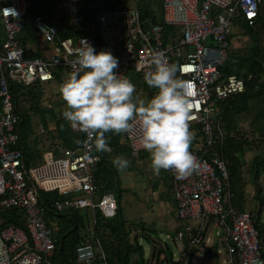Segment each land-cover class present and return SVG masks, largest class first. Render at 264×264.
I'll list each match as a JSON object with an SVG mask.
<instances>
[{
  "label": "built area",
  "instance_id": "2783aa9c",
  "mask_svg": "<svg viewBox=\"0 0 264 264\" xmlns=\"http://www.w3.org/2000/svg\"><path fill=\"white\" fill-rule=\"evenodd\" d=\"M88 0H56L51 8L58 18L47 22L37 15L34 25L40 40L42 57L29 58L22 41L30 0H0V19L6 40L0 47V213L18 209L25 214L27 231L15 225L0 231V264H53L59 240L45 220L47 208L41 206L42 193H55L57 213L67 210L99 211L104 219L118 213L115 194L98 192L95 167L100 158L82 144L64 148L63 157L55 159L47 153L40 165L27 168L18 148L19 116L12 93V84L23 88L45 86L56 82L61 70L71 73L74 49L87 40L97 53L110 51L119 59L117 74L131 81L132 73L144 77L152 67L151 60L163 53L170 64L180 69L182 79L194 84V104L190 125L196 123L206 136L207 146L197 157L199 168L191 176L177 179L169 171L176 218L185 225L176 234L181 256L174 264H186L187 247L205 242L206 226L217 220L225 230L228 264H264V245L256 227V214L238 213L231 205L229 173L226 163L208 156L209 147L219 138V105L222 101L242 95L246 81L238 76L224 77L220 68L228 60L229 39L233 24L242 18L249 27L264 19V0H159L158 23L146 26L137 9L108 10L92 20L82 14ZM5 9H14L6 14ZM57 19V20H56ZM166 27L177 30L169 45ZM61 30L71 31L67 37ZM176 36L180 37L177 44ZM192 48V51L189 49ZM252 77H249V80ZM78 131V130H77ZM80 141L87 139L79 132ZM139 128L127 133L133 158L145 152L139 143ZM173 241V239H170ZM73 264H109L99 240L80 246Z\"/></svg>",
  "mask_w": 264,
  "mask_h": 264
},
{
  "label": "trees",
  "instance_id": "16d2710c",
  "mask_svg": "<svg viewBox=\"0 0 264 264\" xmlns=\"http://www.w3.org/2000/svg\"><path fill=\"white\" fill-rule=\"evenodd\" d=\"M30 1L32 7L33 4L35 5L37 15H42L47 22L54 20V18H58V21L65 22L64 17H55L53 15L54 12L51 8L55 5L56 0ZM104 1L110 4L119 2V0H88L85 4V8L81 11L82 14L87 20L94 19L96 17V10L98 7L104 5ZM139 7L140 8L137 10L141 13L143 22L146 26L150 23H158V18L156 16L157 13L155 14V12L150 9L148 5L145 4L144 6ZM28 20L29 19H27L25 31L21 36L26 49V55L29 58L42 57L40 47L36 49L33 45L31 47L27 46L28 43H34L38 40L35 25L33 27L29 26ZM239 23L244 27H247L248 33L254 36L252 37L250 35L252 39H250L251 46L249 48V53L240 54V52L234 49L231 44L230 37L228 60L220 68V72L224 77L238 76L245 79L246 91L242 95L220 103L219 110L221 115L219 118L221 119L220 127L224 133V143L221 144L222 139L219 138L217 143L212 145L213 147H209L208 156L209 158L218 157L226 163L229 173V190L232 194L231 205L236 212L245 213L248 211L244 209L246 186L243 171L245 166L244 158L247 153L252 151H260L261 154L253 162V167H255L253 169V174L258 187L257 200L260 202L261 206H264V198L262 196L263 188L259 185V179L264 177V172L261 174V170L264 169V126L261 122V119L263 118L261 111H258V113L260 112V117L257 116L255 120H253V123L251 125L249 124L251 131H245L242 124L243 120L247 121L246 118H248V114L251 111L252 102L256 100L260 103L264 102V63L259 56V50L261 47L258 43V38L260 36L259 32L260 30H264V19H260L255 27H249L241 19ZM30 29L34 31V34L30 35L28 33ZM165 29L166 33L164 40L167 42V39L171 36V34L174 35L175 32L169 27H166ZM71 34V31L61 30L62 37H67ZM250 76L252 78L249 80ZM133 77L134 74L132 73L131 82ZM139 77L142 78L141 76ZM43 87L36 86L26 88V92H22L20 86H12L16 112L20 120L17 131L22 136V141L18 148L23 153L27 168L29 159L27 158L26 141L23 133L21 132V126H23L27 120H31L29 116L30 111H40L37 105L40 103V100H42L41 97L45 98L48 95V89ZM153 91H155V89ZM22 105L29 107L26 109L22 107ZM71 130L72 129L67 121H64L63 119L59 121L58 137L65 142L64 144L67 148L76 147L78 145L72 146V143L69 142L68 136L72 134ZM80 139L81 138H79L78 141H80ZM42 143H44V141ZM204 145L207 146L206 140L204 141ZM190 150L194 151L191 147ZM195 152L199 151L196 150ZM96 155L101 157V162L99 165L97 164V170L95 169L96 184L98 187L100 184H105L104 186L107 189L112 188L110 191H113L115 188V176L113 177L109 173V168H112L109 157L105 152L96 153ZM115 191L113 192L115 193ZM103 193H105V191H102L101 195ZM123 194L124 193L120 192V197L118 199L119 210L114 219H104L101 213L97 211L94 222L90 209L84 210L87 213H82L83 210H67L64 213L55 212L52 205L54 204V201L61 200V198L55 193H42L40 204L41 206H45L47 208V213L44 218L46 223L53 228L54 234L59 240L58 251L52 259L53 264H73L76 259L77 248L88 243L95 242L96 240L101 242L109 264H149L151 258H146V251L143 245L140 244L139 238L135 237L133 242L129 239L130 230L127 229V222L123 217L121 203ZM249 213L256 214V227L260 232L262 244L264 245V230L261 227L259 213ZM12 225L27 231V220L25 214L18 209L0 213V231ZM56 226L58 227V231L55 232ZM57 232L59 233L58 235L56 234ZM146 240L152 244L153 258L151 264H153L154 259L156 264H174L173 260L175 255L171 253L168 245H163L162 249L159 250L160 253L156 256L155 250L157 251L156 243L158 244V242L155 241L154 243L150 241V239ZM162 255H164L163 260L161 258Z\"/></svg>",
  "mask_w": 264,
  "mask_h": 264
},
{
  "label": "clouds",
  "instance_id": "9594fccd",
  "mask_svg": "<svg viewBox=\"0 0 264 264\" xmlns=\"http://www.w3.org/2000/svg\"><path fill=\"white\" fill-rule=\"evenodd\" d=\"M4 11L15 15L14 9ZM74 55L73 70L58 85V93L65 105L63 118L72 129L86 134L87 139L78 144L89 152H109L106 133L119 135L138 126L139 143L150 154L155 175L165 170L183 179L198 170L197 157L189 150L194 138L189 129L195 86L177 75L176 64H170L163 53L152 58L143 79L156 93L145 101L134 99L136 87L117 74L119 59L110 51L97 53L87 40H81ZM112 163L118 171L130 164L123 156Z\"/></svg>",
  "mask_w": 264,
  "mask_h": 264
},
{
  "label": "crops",
  "instance_id": "0c3cea01",
  "mask_svg": "<svg viewBox=\"0 0 264 264\" xmlns=\"http://www.w3.org/2000/svg\"><path fill=\"white\" fill-rule=\"evenodd\" d=\"M240 19L243 20L242 18H239L236 20V23L240 24L239 23ZM1 24H2V22H1ZM236 36H237L236 33H233V30H232V35H231L230 40H231V44H232L233 48L237 50L240 48V46L238 45L240 43L239 40L242 43V38L244 36L238 35V37L235 38ZM4 40H5V34H4V30H3V35H2V38L0 39V46L4 43ZM32 45L36 49H38V47H40L39 37H38V40L36 42L27 44L28 47H31ZM59 75H60V72H59ZM140 80H142V78H140V77L134 78L133 77L132 83L135 85L136 89L138 90V95L142 98L141 100L148 101L152 98V96L155 95L156 90L153 91L154 89L150 88L145 83L144 79H143L144 84H140L141 83ZM53 83H55V82H53ZM53 83H51V84L53 85ZM12 86H18V85L12 84ZM20 88H21L22 92H26L25 91L26 88H23V87H20ZM45 89H46V87H45ZM47 93L49 94L48 91H47ZM140 93H141V95H140ZM55 97L58 98L59 95H53V96L47 95L45 98L41 97L42 100H40V103L37 105L38 109L41 111L52 112V113H54L56 111V109H59L60 112L63 113V111L65 110L64 102L62 100L59 101L58 99L56 101ZM61 119L66 121L63 118V115L61 116ZM243 121H246V120H243ZM49 125H47L46 127L41 126L42 134H38L35 136V140L37 141V143L41 145L43 141L49 143L50 142L49 140H51V141L60 140L64 144L65 142L63 140H61L57 136V134H55V129ZM71 131H72V134L68 136L69 142L72 143V146H75L78 144L77 141L79 140L80 135H79L77 130L72 129ZM105 135L109 141L108 147L111 149V151L105 152V153L109 157V161L112 164V168L111 169L109 167L108 168H109V173L113 177L115 176L114 177L115 178V180H114L115 188L114 189L117 192L119 191V192H122L124 194L125 193H129L130 195L132 194V196L134 195L135 198H137V200H138V202H136L137 208H135L136 214H140V213L144 214L146 208L151 210V208L147 205L148 201H149V203H151L153 201L152 204H149L152 207H156L157 209H160V208L163 209L162 216H159L160 219L156 222H155V218H157V217H148V219L146 221L145 220H143V221L142 220L141 221L140 220L130 221L127 218H131V216H127V218L124 216L125 219L128 220L126 222H127V229L130 230L129 231L130 241L133 242L134 238L138 237L140 244H142L143 241H146V239H150V241H152L154 243H155V241L158 242V244L160 246L156 243L157 251L155 250V254L157 256V254L160 253L159 250L162 249L163 245H167L164 240H159L160 236L163 234V235H165V237L168 240L173 239V242L175 243V245H177L178 243L174 239H175L178 231L181 230L179 228H176L175 226L172 227L173 220L176 219V214H174V216H173L172 215V209L169 207V202L170 201L173 202V200H174L173 199V187H172V182H171L169 171L161 170L159 175H155L153 173V170L150 168V154L147 151L143 152L139 158H137V159L133 158L131 155V150H130L129 145H128L127 133H123V134H119V135L113 134V133H106ZM78 136H79V138H78ZM31 140H33V139H31ZM21 141H22V136L20 135L19 145H20ZM40 145H38V146H40ZM64 147H66L65 144H64ZM190 147L194 151L198 150V141H195V143H194V140H193ZM29 149H32L31 143H30V145L26 144V151H28ZM36 151H38V149ZM36 151H34V152H36ZM260 155H261L260 151H252V152L247 153L245 155V158H244L245 166L243 168V171H244V182L246 185L245 186L244 209L248 212L259 213L261 227L264 230V206H261L260 202L257 200V191H258L257 189H258V187H257L256 182L254 180V174H253V169H254L253 168V162ZM117 156H123L124 158H126L130 162L129 167L126 170L118 171L117 168L113 165L112 161ZM99 158H100V162H101V157H99ZM43 160H44V158H42L41 163L43 162ZM99 163H98V165H99ZM98 165L95 167L96 170H97ZM259 180H260L259 185H261L263 188V190H262L263 195L262 196L264 198V177L263 178L261 177ZM104 185L105 184H103V185L100 184L99 187L97 186L98 192L100 195H101L102 191L114 193L113 192V191H115L114 189H113V191H110V189H112V188L107 189ZM106 190H109V191H106ZM145 197L148 198V200H146ZM117 200H118V198H117ZM158 202L160 204H158ZM121 203L123 206L122 201H121ZM157 209H156V212H155V210H152L151 215L158 213ZM84 210H87V209H84ZM91 213H92L91 214L92 219L95 222L96 213H94L92 210H91ZM107 220H109V219H107ZM215 222L218 224V226L221 229H223L219 225V223L216 219L211 220L209 222V224L206 226L207 228L205 231V234H206L205 235V242L203 244H201L200 246H192V247L186 248L188 251V257L186 260V264H188V258L190 257V255L192 253H194V257H195L196 248H199L203 245H204L202 248V249H204L203 251H205V249H207V251L209 250L208 253H206V255L204 256L205 259L206 258H212L215 256L216 257L219 256L217 253V251L219 252L218 244L216 245V243H215L213 246L212 240H211V243L207 244V241H208V239H210L209 236L211 235V231L213 228L212 223H215ZM221 241H222L223 245L225 246V251L227 254V245L225 243V230L224 229H223V235H222ZM178 248H179V246H178ZM152 256L153 255L151 252L150 257H149V258H151L149 264L152 263V258H153ZM194 257H193V259H194ZM146 258H147V255H146ZM161 258L163 260L164 255H162ZM148 259H146V260H148ZM153 261H154L153 264H155L156 263L155 259Z\"/></svg>",
  "mask_w": 264,
  "mask_h": 264
},
{
  "label": "rangeland",
  "instance_id": "374dc122",
  "mask_svg": "<svg viewBox=\"0 0 264 264\" xmlns=\"http://www.w3.org/2000/svg\"><path fill=\"white\" fill-rule=\"evenodd\" d=\"M158 1L159 0H119V2L116 3H108L106 1L103 2V6L98 7V9L96 10V15L108 11V10H120V9H139V6H144L145 4L148 5V7L150 9H152L155 14L158 11ZM97 8V7H95ZM37 15V10L35 5L33 4V7L30 10L29 13V17H28V25L33 27L34 26V19ZM157 16V15H156ZM233 33H236V37H238V35H243L244 37L242 38V43L239 40V46L240 48L237 49L238 52H240V54L244 53V54H248L249 53V48L251 46V40L252 39L250 37L251 34L248 33V29L247 27H244L241 24L238 23H234L233 24ZM174 32H177V30H175ZM30 35L34 34V31L32 29L29 30L28 32ZM260 36L258 38V43L260 44L261 49L259 50V56L260 59L262 60V62L264 63V30H260L259 32ZM3 35V26L1 24V20H0V39L2 38ZM252 36V35H251ZM254 37V36H252ZM39 40H41V38L39 37ZM169 40V45H172V41L171 39ZM180 40L179 36H176L174 39V43L177 44ZM193 49L190 48L189 51H192ZM236 51V50H235ZM62 73V74H61ZM134 74V78H139L138 75ZM69 73L66 70H61L60 71V75L58 77V81L52 84H47L45 85V87L48 89L49 94L48 95H59L58 93V85L62 82H64L67 78H68ZM141 83L140 84H144L143 79L140 80ZM134 98L136 100H141L142 98L138 95V90L136 89ZM141 95V93H140ZM56 101L57 99L59 101H61L60 96L57 98L55 97ZM22 107L28 109L29 106H25L22 105ZM258 111H261L263 118L261 119V122L264 126V102L260 103L259 101H254L252 102V107H251V111L248 114V118L247 121H242L243 124V129H245V131H251L250 130V125L253 123V120H255V118L258 116L260 117V112L258 113ZM29 116L31 118V120H27V122H25V124L23 126H21V132L23 133L24 137H25V141L27 145H32V149H29L27 151V158L29 159V164H28V168H32L35 166L40 165L42 158H44L45 154L47 153H53V157L55 159H59L61 157H63V152H64V144L62 143V141L58 140V141H51L49 143L44 142L41 145L37 143V141L35 140V136L38 134H42V130H41V126H51L52 128L55 129V134H57L58 136V123L61 120V116L62 113L60 112L59 109H56V111L54 113L52 112H45V111H30L29 112ZM256 122V121H254ZM250 124V125H249ZM192 133H194V143L195 141H198V150L202 149L203 145H204V141L206 140V136L201 132V128L199 125H197L196 123H193L190 125V129H189ZM254 130V129H253ZM33 139V140H31ZM40 145V146H38ZM30 147V146H29ZM38 149V151H36ZM33 151V152H32ZM36 151V152H34ZM255 168V167H253ZM264 172V169L261 170V174ZM262 176V175H261ZM44 194V193H43ZM117 198L119 199L120 197V192H115ZM146 198V197H145ZM173 202H169V207L172 209V215L174 216V214H176V202H175V198L173 196ZM146 200H148V198H146ZM122 202H123V217L125 216L127 218V216H131V218H127L130 221H138V220H147L148 217H157L155 218V222L158 221L160 219L159 216H162V211L163 209H157L156 207H152L149 204H152L153 201L151 203H149L148 201V206L151 208V210L147 209L145 210V213L142 214H136V202H138L137 198H135V196L132 194L130 195L129 193H125L122 196ZM158 204H160L158 202ZM155 206V205H154ZM156 209L158 211V213H155L154 215H151L152 210ZM86 211H82V213H85ZM87 213V212H86ZM124 217V219H125ZM173 218V217H172ZM177 219V218H176ZM173 220V224L172 227H176L179 229H182V227L185 225L184 222L177 220ZM125 221H128L125 219ZM212 231H211V235L209 236L210 239H208L207 244L211 243V240L213 242V246L216 243V245L218 244V257H212V258H206L205 259V255L206 253H208L207 249H205V251H203L204 249L203 246L196 248L195 250V257L193 259V264H228L227 261V254L225 251V246L222 243V235H223V229H221L218 224L212 223ZM55 232L58 231V227H55ZM57 235L59 234L58 232L56 233ZM159 240H164L165 243L168 245L169 249L171 250V253L174 254L177 258H180L181 253H180V249L178 248L177 245H175V243L173 241L168 240L165 235H161ZM145 251H146V255L147 258L150 257V254L152 252V244L150 242L143 241L142 243ZM156 264V263H155Z\"/></svg>",
  "mask_w": 264,
  "mask_h": 264
},
{
  "label": "water",
  "instance_id": "95a60500",
  "mask_svg": "<svg viewBox=\"0 0 264 264\" xmlns=\"http://www.w3.org/2000/svg\"><path fill=\"white\" fill-rule=\"evenodd\" d=\"M193 257H194V253H192L190 255V257L188 258V264H192L193 263Z\"/></svg>",
  "mask_w": 264,
  "mask_h": 264
}]
</instances>
